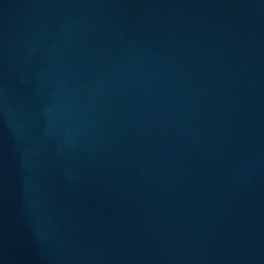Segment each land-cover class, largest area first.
Here are the masks:
<instances>
[{
  "label": "water",
  "instance_id": "obj_1",
  "mask_svg": "<svg viewBox=\"0 0 264 264\" xmlns=\"http://www.w3.org/2000/svg\"><path fill=\"white\" fill-rule=\"evenodd\" d=\"M0 264H264V0H0Z\"/></svg>",
  "mask_w": 264,
  "mask_h": 264
}]
</instances>
